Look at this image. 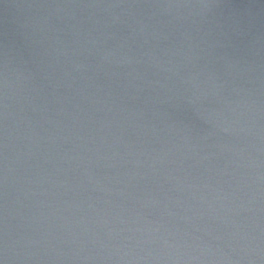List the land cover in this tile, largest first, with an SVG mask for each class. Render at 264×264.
<instances>
[{"label": "water", "instance_id": "1", "mask_svg": "<svg viewBox=\"0 0 264 264\" xmlns=\"http://www.w3.org/2000/svg\"><path fill=\"white\" fill-rule=\"evenodd\" d=\"M0 264H264V0H0Z\"/></svg>", "mask_w": 264, "mask_h": 264}]
</instances>
